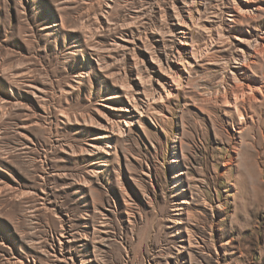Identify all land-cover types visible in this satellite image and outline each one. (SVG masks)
Returning <instances> with one entry per match:
<instances>
[{
  "label": "rangeland",
  "instance_id": "374dc122",
  "mask_svg": "<svg viewBox=\"0 0 264 264\" xmlns=\"http://www.w3.org/2000/svg\"><path fill=\"white\" fill-rule=\"evenodd\" d=\"M258 48L264 0H0V264H264Z\"/></svg>",
  "mask_w": 264,
  "mask_h": 264
},
{
  "label": "bare ground",
  "instance_id": "6f19581e",
  "mask_svg": "<svg viewBox=\"0 0 264 264\" xmlns=\"http://www.w3.org/2000/svg\"><path fill=\"white\" fill-rule=\"evenodd\" d=\"M263 47V46H262ZM258 51H264V48H258ZM257 51V52H258ZM244 62V61H243ZM181 64H183L182 63V61H181ZM244 64V63H243ZM178 75V74H177ZM80 76V75H79ZM174 76H176V75H174ZM174 79V78H173ZM180 79H181V77H180ZM176 81H179L178 79H176ZM174 83V82H173ZM181 84V83H180ZM262 87H263V85H256L255 86V88H253L252 86H249V89H250V91H249V94H254V92H255V90L256 91H259V92H262ZM247 94V93H246ZM243 96H244V94H243ZM237 99H238V96H236L235 97V101H236V103H237ZM249 99V101H252V99H255V97H250V98H248ZM227 105V104H226ZM128 106L129 105H127L125 108H124V110H128ZM233 106V105H232ZM235 107H236V104H235ZM123 109V108H122ZM132 111V110H131ZM240 118L241 119H244V113H242V112H240ZM235 150V149H234Z\"/></svg>",
  "mask_w": 264,
  "mask_h": 264
}]
</instances>
